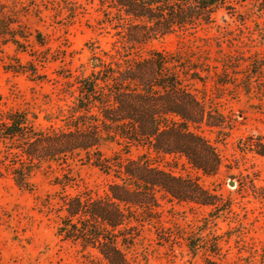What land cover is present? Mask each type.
Wrapping results in <instances>:
<instances>
[{"label":"rangeland","instance_id":"rangeland-1","mask_svg":"<svg viewBox=\"0 0 264 264\" xmlns=\"http://www.w3.org/2000/svg\"><path fill=\"white\" fill-rule=\"evenodd\" d=\"M102 9L99 0H0V113L26 110L36 133L66 127L78 79L96 69V58L123 63L117 28L103 21ZM214 19L151 40L139 52L179 51L207 65L203 80L182 77L223 116L222 125L199 129L219 153L217 171L205 174L178 154L152 152L149 158L174 175L196 179L229 209L206 222L213 206L162 195L157 219L139 226L133 246L125 249L132 264H264V197L256 192L264 161L240 145L264 136V0H231ZM110 148L103 152L117 150ZM143 152L132 147L130 155ZM58 163L34 170L31 190L19 188L0 163V264H103L95 250L62 239L55 227L64 214L63 195H102L113 176L87 161ZM188 232L203 235L195 253L187 247Z\"/></svg>","mask_w":264,"mask_h":264},{"label":"trees","instance_id":"trees-1","mask_svg":"<svg viewBox=\"0 0 264 264\" xmlns=\"http://www.w3.org/2000/svg\"><path fill=\"white\" fill-rule=\"evenodd\" d=\"M99 1L104 4L103 21L117 28L116 53L123 63L96 58V69L78 79L66 127L60 131L36 133L26 110L0 113V146H5L0 147V163L15 184L26 190L33 187V171L45 162L66 164L77 159L111 173L113 180L102 195L93 197L89 191L63 195L64 214L55 234L95 250L96 262L132 264L125 249L133 246L139 226L157 219L162 195L213 206L206 222H214L220 211L229 209V205H218L216 196L196 179L174 175L149 158L152 152L178 154L205 174L217 171L219 153L199 129L222 125L223 116L206 106L182 77L203 80L207 65L179 51L150 49L141 55L139 50L168 33L213 23L215 12L231 0ZM9 141L19 144L9 147ZM106 145L117 150L106 155ZM240 145L264 161V136L250 137ZM132 147L145 152L133 157ZM256 192L264 197V181ZM185 238L191 253L205 243L196 232H188ZM212 246L213 251L217 249V242Z\"/></svg>","mask_w":264,"mask_h":264},{"label":"water","instance_id":"water-1","mask_svg":"<svg viewBox=\"0 0 264 264\" xmlns=\"http://www.w3.org/2000/svg\"><path fill=\"white\" fill-rule=\"evenodd\" d=\"M231 185H233V183L231 182Z\"/></svg>","mask_w":264,"mask_h":264}]
</instances>
